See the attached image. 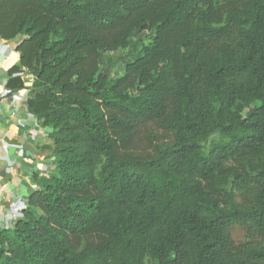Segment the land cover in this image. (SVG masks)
Segmentation results:
<instances>
[{"label": "trees", "instance_id": "trees-1", "mask_svg": "<svg viewBox=\"0 0 264 264\" xmlns=\"http://www.w3.org/2000/svg\"><path fill=\"white\" fill-rule=\"evenodd\" d=\"M0 40L52 164L0 264H264V0H0Z\"/></svg>", "mask_w": 264, "mask_h": 264}, {"label": "crops", "instance_id": "crops-1", "mask_svg": "<svg viewBox=\"0 0 264 264\" xmlns=\"http://www.w3.org/2000/svg\"><path fill=\"white\" fill-rule=\"evenodd\" d=\"M0 40V92L4 89L8 70L17 64L14 44ZM1 94V93H0ZM35 120L25 112V104L16 99L0 98V231L10 228L11 211L37 185L39 176L52 170L44 135H31ZM17 216V215H16ZM15 216V218H16Z\"/></svg>", "mask_w": 264, "mask_h": 264}, {"label": "rangeland", "instance_id": "rangeland-1", "mask_svg": "<svg viewBox=\"0 0 264 264\" xmlns=\"http://www.w3.org/2000/svg\"><path fill=\"white\" fill-rule=\"evenodd\" d=\"M124 52L123 50H119L117 52L114 53H108L105 56V61H110V64H106L105 70L111 75H121L122 73V69H123V65L125 60V56H124ZM27 81H31L30 77H26ZM230 236L234 242V244L240 245L243 244L246 241V232L244 229H242L241 227L238 226H233L231 228L230 231Z\"/></svg>", "mask_w": 264, "mask_h": 264}, {"label": "built area", "instance_id": "built-area-1", "mask_svg": "<svg viewBox=\"0 0 264 264\" xmlns=\"http://www.w3.org/2000/svg\"><path fill=\"white\" fill-rule=\"evenodd\" d=\"M8 44L7 43H3L2 47H5L7 48ZM28 92V90H25V91H18V92H14V93H11L10 96H7L6 98L8 99H16L18 100L19 102H23V104H25V99H26V93ZM0 98L3 97V96H6V91H5V87L4 89L0 92ZM30 134L31 135H46V132L43 131L39 128V126L36 124V121H35V124H33L31 126V129H30ZM18 207L15 208V211H11V215H12V218L15 220V216L18 215ZM17 217V216H16Z\"/></svg>", "mask_w": 264, "mask_h": 264}]
</instances>
